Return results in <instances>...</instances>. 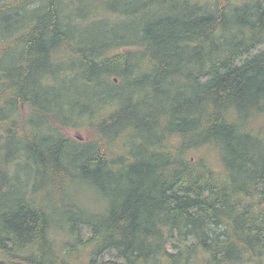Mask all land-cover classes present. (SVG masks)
Masks as SVG:
<instances>
[{
  "label": "trees",
  "instance_id": "1",
  "mask_svg": "<svg viewBox=\"0 0 264 264\" xmlns=\"http://www.w3.org/2000/svg\"><path fill=\"white\" fill-rule=\"evenodd\" d=\"M81 4L0 0V264H264V0Z\"/></svg>",
  "mask_w": 264,
  "mask_h": 264
},
{
  "label": "rangeland",
  "instance_id": "2",
  "mask_svg": "<svg viewBox=\"0 0 264 264\" xmlns=\"http://www.w3.org/2000/svg\"><path fill=\"white\" fill-rule=\"evenodd\" d=\"M82 6H80L78 8V10L75 11L73 19H80L79 17H81L83 14L87 15L89 17V19H87V21H91L94 19H97V14L92 11V10H97V11H106V5L104 4V0H82ZM85 6V7H84ZM117 24L111 23L108 25H103V24H97L94 28L91 29L92 33L97 32L100 29H104L105 27H111L114 28ZM74 89H94V87H90L89 85L86 84V86H84V82H82L81 80H77L74 84L73 90L71 92L72 95L71 96H67L69 98L74 99L75 102H80V105L82 104H86L84 103V101H82L85 97V94L82 96V98L80 99L81 95L84 93L82 90L77 91L76 94H74ZM138 97H143L142 95H139ZM79 110L80 107L78 106ZM78 118H80L81 116H77ZM85 119H80L78 121H83ZM65 132L76 139H79L81 141H86L89 139V132L87 130V128H83V129H66ZM75 187L72 188L73 191V195L76 197H81L83 199V201L86 203L85 206H87L89 208V206L91 207H96L98 206V208H102L101 205H99V202H101L104 205V202L102 200V197L100 196V194L97 192L96 189L92 188V186L86 182L84 183H76L74 184ZM73 196V197H74ZM98 202V205H97ZM89 205V206H88ZM176 241V240H173ZM177 243V242H175Z\"/></svg>",
  "mask_w": 264,
  "mask_h": 264
}]
</instances>
